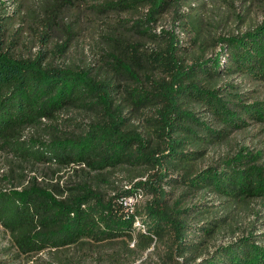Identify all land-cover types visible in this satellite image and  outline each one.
Masks as SVG:
<instances>
[{
	"label": "rangeland",
	"instance_id": "obj_1",
	"mask_svg": "<svg viewBox=\"0 0 264 264\" xmlns=\"http://www.w3.org/2000/svg\"><path fill=\"white\" fill-rule=\"evenodd\" d=\"M64 1L0 0L3 49L19 60L41 58L46 67L87 69L97 80L121 84L120 92L114 95V106L124 115L131 113L125 131L139 133L144 143L150 142L153 146L161 143L162 147L157 151L162 156L169 152L164 145L167 141L160 137L157 127V110L162 105L159 101L150 104L155 96H148L149 100L144 97L142 107L135 111L132 101L141 95L156 94L150 81L168 78L163 67L156 68L150 62L174 37L181 62L195 72L194 82H201L203 89L228 84L237 86L231 92L240 94L241 99L226 94L225 87L221 95L230 99V106L237 109L247 123L229 126L210 111L216 116L215 122L231 129L230 133L207 147L189 143L187 151H199L197 156L187 161V168L173 169L172 174L161 162L162 158L156 159L157 163H122L103 168L89 163L61 165L55 160L37 159L40 152L51 155L47 146H33V140L50 146L51 143L77 139L90 130V125L104 123V110L89 98L65 106L54 118L44 117L22 126L11 135L8 145L0 146V191L23 190L37 185L52 192L57 199L69 201L80 185L87 184L106 197L120 195L130 211L140 215L136 216L134 227L127 235L103 241L83 237L65 247L28 253L19 245L27 230H11L0 218V264H209L206 259H211L217 252L228 254L224 248L245 238L253 239L255 245L264 248V197L236 199L237 196L218 192L213 183H208L210 188L208 184L197 187L193 183L201 180L202 174L210 176L207 172L211 170H226L233 174L230 163L235 158L241 162L240 170L250 166L261 169L260 180L264 182V119L258 117L261 113L254 108L259 105L264 109V81L248 75L245 70L241 73L234 70L210 79L200 69H209L211 64L215 66L214 61L218 58L220 64L224 63L230 41L246 39L260 31L264 24V0H182L183 4L180 3L178 8L171 4L154 14L155 19L151 18L153 13L149 3L137 10H115L104 7L103 0ZM53 17L56 21L50 27ZM148 26L150 30L146 33L137 32L138 28L145 30ZM150 32L157 36H151ZM110 43H116V46L110 48ZM124 44L128 50L133 45L140 49V60L153 67L152 76L142 74L138 82L120 66L116 69L111 65L116 60L113 54L121 56V52H127ZM109 49L114 51L112 55H109ZM119 72L124 77L118 76ZM110 75L114 77L109 80ZM140 87L139 91H134ZM197 105L205 106L198 101L180 104L192 111ZM136 145L132 150L140 151ZM32 147H37L36 154ZM141 149L145 155L150 154ZM166 160L168 158L163 157V161ZM154 186L162 188L159 193L172 210L197 205L196 215L182 214L189 223L184 233L195 234L191 238L195 241L191 244L193 248L198 247L199 254L195 259L188 262L184 258L188 252L185 255L178 252L180 245L174 231L166 229L151 233L143 223L142 216L156 197L150 191ZM213 226L216 229L206 233ZM38 229L34 226L30 231Z\"/></svg>",
	"mask_w": 264,
	"mask_h": 264
},
{
	"label": "trees",
	"instance_id": "obj_2",
	"mask_svg": "<svg viewBox=\"0 0 264 264\" xmlns=\"http://www.w3.org/2000/svg\"><path fill=\"white\" fill-rule=\"evenodd\" d=\"M147 3L151 5L152 19H155L154 14L167 9L171 4L173 8L183 4L182 0H103L102 5L115 10L132 8L137 10ZM55 21L56 18L53 17L50 27ZM147 29L150 30L149 26L145 30L138 28L137 32L146 33ZM150 35L157 36L153 32H150ZM230 44L223 59L224 63L220 64L219 58L215 59L216 65L211 64L209 68L213 73L208 68L201 67L202 73L214 79L234 70L239 73L245 70L248 75L264 81V24L259 32L250 34L246 39L230 41ZM126 45L124 49L127 52H121L124 54L121 55L123 58L113 54L114 51L109 49V55L113 54L116 59L110 64L116 69L120 66L138 82L142 74L145 77L152 76L153 67L140 60V49L133 45V48L128 50ZM111 46H116V43H110V48ZM178 49V43L172 37L162 50L155 53L156 56L150 65L156 68L163 67L168 78L150 81L152 87L156 89V94L141 95L132 101L135 111L142 107L144 97L149 100L148 96H155L154 100L149 101L150 104L159 101L162 105L157 110V127L160 137L167 141L164 145L169 152L161 156L160 151H157L162 147L161 143L157 142L153 146L150 142L144 143L145 140L139 133L125 131L128 125L127 118L131 113L124 115L114 106V95L120 92L121 84L97 80L92 76V71L87 69L46 67L41 58L24 61L16 59L3 49L0 35V146L8 145L12 140L11 135L22 126L44 117L54 118L65 106L73 104L78 99L89 98L104 110L102 113L104 123L90 125V130L77 139L51 143L50 146L33 140V146L39 145L43 148L47 146L49 148L47 152L51 155L47 156L46 153L40 152L37 159L55 160L61 165L89 163L103 168L122 163L148 164L152 161L155 163L156 159L162 158L161 162L166 168H170L171 174L173 169L187 168V161L196 157V152H199L187 151L189 143L196 142L207 147L216 139H222L230 133L231 129L220 127L221 125L215 122L216 116L211 115L210 111L229 126L236 127L247 122L237 109L233 110V106H230V99L221 95V90L225 87L226 94L241 99L240 94L231 92V89L237 86L228 84L203 89L201 82H194L195 72L181 62ZM131 50L133 53H130ZM131 55L133 56L130 57ZM120 74L122 72H119L118 76L124 77ZM113 77L110 75L109 80ZM187 80L189 81L186 83ZM134 89L139 91L141 87ZM125 90L128 91L129 88ZM190 101H198L205 106L197 105L194 111L180 106L181 103ZM255 106V110L258 109L261 113L258 117L264 119V109L259 105ZM130 109L132 110V107ZM248 112L252 113L251 110ZM207 113L209 115L203 117ZM134 144L140 148V151L134 148L137 153L132 150ZM141 148L148 150L150 154L145 155ZM32 149L35 154L38 152L37 147ZM163 157H167L168 160L164 162ZM237 159L230 163L234 168L233 174L226 170L221 172L211 170L207 172L211 173L210 176L205 177V174H202L203 178L194 180V185L206 187L205 185L210 182L218 192L237 196L236 199L264 197V182L260 180L262 170L254 166L240 170L238 167H241V162ZM159 189L155 186L150 188L156 197L146 208L142 216L143 223L148 226L151 233H160L166 229L174 231L180 245L178 252L184 255L188 252L184 258L189 262L199 253L198 247L192 246L195 241L191 238L195 234L184 233L189 223L184 220L182 214L196 215L197 205L172 210L167 202L163 201L164 196L159 193ZM137 215L140 214L131 212L120 195L106 197L87 184L80 185L77 193L69 201L59 200L52 192L37 185L23 190L0 191V218L4 225L11 230H27L19 242L25 253L65 247L83 237L103 241L127 235L133 229ZM34 226L39 229L30 231ZM215 229L214 226L209 227L206 233L209 234ZM224 250L228 254L217 252L211 259L205 261L209 264H264V248L255 245L253 239L245 238Z\"/></svg>",
	"mask_w": 264,
	"mask_h": 264
}]
</instances>
